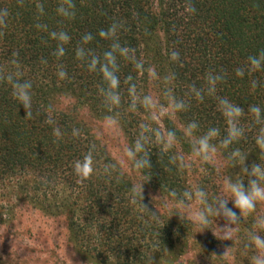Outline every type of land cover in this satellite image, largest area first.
Listing matches in <instances>:
<instances>
[{
    "label": "trees",
    "instance_id": "16d2710c",
    "mask_svg": "<svg viewBox=\"0 0 264 264\" xmlns=\"http://www.w3.org/2000/svg\"><path fill=\"white\" fill-rule=\"evenodd\" d=\"M61 2L0 0V8L10 11L7 27H0V69L12 68L9 63L14 58L12 53L18 52L15 59L19 61V70L23 78L31 79L34 84L32 115L26 117L23 106L13 99L10 87L0 80V189L16 178L38 183L45 197L43 202L38 201L39 208L45 212L53 208L54 215L68 216L69 241L89 264H146L152 255L153 264H168L185 250L189 236L187 222L163 218L158 224L151 222L140 202H131L130 183L124 178L117 183V170L111 175L104 172L105 166L100 165L103 151L88 130L67 115L53 112L52 100L71 96L79 105L89 104L103 117L107 114L98 94L101 77L89 73L75 59L74 49L83 34L91 32L96 36L111 23L122 22L120 42L134 48L145 68L154 67L161 77L153 79L147 71L138 73L129 61L122 58L118 61L122 104L117 111L129 144L135 139L139 124L148 120L143 108L129 109L128 84L124 82L129 75L138 90L148 94V88L154 87L161 102H165L162 77L170 70L175 71V92L190 103L187 112L175 117L178 123L182 126L196 120L201 133L209 126L223 132L226 123L216 110L215 99L206 97L203 102L190 99L186 95L187 87L192 83L203 85L206 72L218 71L225 74V81L218 86L217 95L226 96L246 113L249 105L264 107V72L244 78L234 74V69L243 65L249 55L264 50V0H73L76 16L70 21L56 13ZM38 5H43V15ZM190 5L195 7V13L189 10ZM37 23L48 25L49 32L63 29L72 37L66 45V55L60 60L52 55L56 42L49 39L48 32L37 29ZM109 44L96 36L87 47L101 54ZM170 50L180 52L179 63H169ZM45 60L47 63H43ZM61 63L68 72L64 80L56 75L57 65ZM252 80L259 86L255 90L251 87ZM49 120L53 123H48ZM242 124L246 138L233 147H240L248 154L246 166L259 161L264 164V157L260 156L264 150L254 143L259 127L264 125H256L250 115L243 118ZM153 126L158 127L155 122ZM54 127L64 133L62 138L53 135ZM74 128L80 130L79 136H72ZM169 128L180 137V132L167 121L165 130ZM93 146L95 170L88 177L78 176L74 163ZM184 146L190 150V144ZM149 152L152 168L145 181L153 190L167 196L169 189L179 192L189 188L186 168L170 161L177 154L174 148L153 144ZM103 158L104 164L109 163ZM228 167L227 175L239 174V167ZM49 184L57 191L61 188L59 200L53 196L52 204L44 194ZM202 187L216 190L207 181ZM29 188L32 187L26 189L27 194ZM143 203L147 205L145 198Z\"/></svg>",
    "mask_w": 264,
    "mask_h": 264
},
{
    "label": "clouds",
    "instance_id": "9594fccd",
    "mask_svg": "<svg viewBox=\"0 0 264 264\" xmlns=\"http://www.w3.org/2000/svg\"><path fill=\"white\" fill-rule=\"evenodd\" d=\"M37 7L39 13L43 15V5ZM189 10L192 13L196 11L195 7L191 5ZM56 13L64 20L70 21L76 16V5L73 0H62L56 8ZM9 17V9L0 8V27H7ZM35 27L48 32L49 39L56 42L52 55L57 60L66 55V45L72 39L67 31L58 29L49 32L48 25L43 23H37ZM123 29L124 24L122 22H113L108 28L101 29L96 34L101 40L110 42L108 49L101 54H97L93 49L87 47L96 39V36L91 32L83 34L74 49L75 59L82 62L89 73L101 77L98 94L102 98V104L107 109L103 121L113 128L119 127L121 123L120 113L117 111L122 104L121 80L118 75L120 70L119 59L122 58L132 63L138 73L147 71L153 79H161L154 67L145 68L144 62L136 57L134 48L120 42L119 33ZM167 55L170 64L179 63L181 60L179 51L170 50ZM12 56L14 58L9 63L13 67L0 69V80H3L10 87L13 99L23 106L25 116L31 117L34 84L31 79L23 78V74L19 70V61L15 59L19 53L14 52ZM43 63H47V61L45 60ZM257 72H264V50H260L256 55H249L243 65L234 69V74L238 78H244L246 75ZM56 75L61 80L68 77V72L62 63L57 65ZM162 80L165 86L162 93L165 103H161L151 94L142 93L138 90L133 77L131 75L126 77L124 82L128 84L129 109L136 111L138 108H143L148 113V120L139 124L135 139L124 149L123 157L126 159L121 161V163H129L132 170L144 177L140 183H133L130 187L128 186V193L131 202L135 204L139 201L141 209L147 214L149 220L157 224L160 222L159 211L156 208L152 210L143 203V186L146 183L144 181L147 180L149 170L152 168L149 147L153 144H159L171 150L179 143L180 137L174 129L161 130L153 125L155 121L160 120L165 115L174 118L177 114L187 112L190 108V103L186 102L183 97H178L175 92L176 72L168 71ZM224 81V73L208 71L205 73L203 85L189 84L186 92L190 99L199 102H203L206 97L215 99L216 110L226 123L223 132L218 127L209 126L201 133L200 123L191 120L182 125V135L190 143L191 156L202 161H209L218 153H222L225 164L233 169L239 167L240 172L222 178V191L218 195L210 194L200 185L179 192L175 189H169L165 206L171 205L173 215H178L181 218V214H183L184 219L191 220L193 226L200 228L201 232L206 229L211 230L210 225L215 223L216 233L212 231L213 234L216 237L218 234L221 241H233L234 233L237 232L243 222L242 217L256 212L258 203L264 202V164L259 161V163L246 166L248 154L242 151L240 147H233L246 138V128L242 124L246 115H250L256 125H264V107L256 104L249 105L246 113L243 107L226 96L217 95L218 86ZM251 87L253 90L259 87L256 80L251 81ZM48 123L51 124L53 121L49 120ZM71 134L73 137L79 136L80 130L74 128ZM53 135L59 139L64 133L60 128L54 127ZM254 143L259 149L264 150V126L259 127L254 137ZM260 156L264 157V151L260 152ZM184 160L185 156L180 153L170 157L171 163L178 164L180 168L187 166ZM116 169V164L107 163L104 172L111 175ZM74 170L81 177H88L94 172V146L81 159L75 161ZM123 178L122 172L115 176L117 183L123 182ZM159 199H165V197L161 196ZM230 201L233 205L231 208L228 207ZM194 205L199 207H194ZM218 218L223 220L222 225L216 223ZM258 230H264V216L255 219L252 230L248 231L247 243L244 244V251L253 253L250 257V264H264V235L260 234ZM227 251L223 256L227 254ZM146 264H153V255L147 258Z\"/></svg>",
    "mask_w": 264,
    "mask_h": 264
},
{
    "label": "rangeland",
    "instance_id": "374dc122",
    "mask_svg": "<svg viewBox=\"0 0 264 264\" xmlns=\"http://www.w3.org/2000/svg\"><path fill=\"white\" fill-rule=\"evenodd\" d=\"M147 92L160 100L154 87H149ZM52 111L67 115L86 128L97 147L103 151V157L108 159L109 163L117 165L116 170L123 173L125 181L130 185L144 180V177L131 169L129 163H121L122 159H126L123 157V152L129 145L121 126L109 127L104 123L103 116L91 109L89 104L79 105L71 96L55 97L52 100ZM167 121L171 122L181 134V140L174 149L185 156L188 187L202 186L207 181L210 187L216 189L209 190L210 194H220L222 178L227 176L230 170L223 156L218 153L209 161H202L191 156L190 150L184 146L185 143H190L183 138V128L175 117L169 118L165 115L155 123L161 130H165ZM103 157L100 161L101 166H105ZM97 167L100 168V166ZM18 179L20 178L9 181L0 189V264H89L80 258L69 241L68 216L54 215L56 211L51 213L53 208L51 212L40 209L38 201L41 199L43 202L45 198L42 189H39L41 186L37 187L39 184H35L34 180L31 184L30 179ZM26 182H28L27 187H25ZM30 186L32 188H29L31 190L27 194L26 189ZM53 188L49 184L48 189ZM48 189L44 191V194H47L48 203H53V196L59 200L61 188L58 187L59 191L53 189L52 192ZM64 194L66 195V192ZM143 196L150 209L156 208L159 211L160 218L183 220L189 226V236L186 238L184 252L168 264H250L253 253L244 251V244L247 243L248 231L252 230L255 219L264 216V202L258 203L256 212L242 217L243 222L234 233L233 241H221L218 234L217 237L213 234V232L216 233L215 223L210 225L211 230L206 229L201 232L200 228L193 226L191 220H185L183 214L181 218L173 215L171 205L165 206L167 196L153 190L147 182L143 186ZM161 196L165 199H159ZM232 206L230 201L228 207ZM194 207L199 206L194 205ZM216 223L222 225L223 220L218 218ZM258 231L264 235V230ZM226 250H228L227 254L223 256Z\"/></svg>",
    "mask_w": 264,
    "mask_h": 264
}]
</instances>
